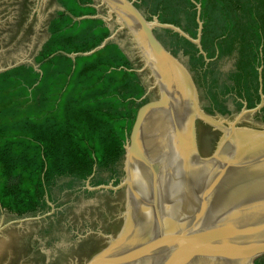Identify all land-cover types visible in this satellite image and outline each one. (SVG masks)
<instances>
[{"label":"water","instance_id":"obj_1","mask_svg":"<svg viewBox=\"0 0 264 264\" xmlns=\"http://www.w3.org/2000/svg\"><path fill=\"white\" fill-rule=\"evenodd\" d=\"M0 264H264V0H0Z\"/></svg>","mask_w":264,"mask_h":264}]
</instances>
